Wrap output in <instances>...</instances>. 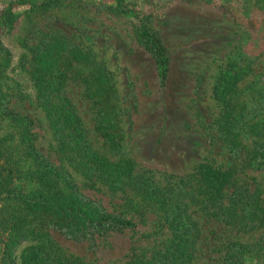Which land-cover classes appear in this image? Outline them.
Here are the masks:
<instances>
[{"label":"rangeland","instance_id":"obj_1","mask_svg":"<svg viewBox=\"0 0 264 264\" xmlns=\"http://www.w3.org/2000/svg\"><path fill=\"white\" fill-rule=\"evenodd\" d=\"M143 27L168 53L165 84ZM59 73L65 75V94L88 128L89 140L101 151L118 145L133 160L130 164L152 170L164 182L170 176H192L203 165L234 169L230 191L259 194L264 206L263 173L252 170L243 156H231L221 129L230 133L244 100L256 107L252 121L264 123V0H0V156L7 150L20 160L25 133L16 115L20 113L35 123V146L61 163L48 98L38 92L61 87ZM105 77L113 90L110 105L116 106L108 110V146L96 132L95 111L84 94L87 86ZM236 126L238 144L232 145L243 154V143L251 144L254 136L243 134L240 122ZM62 163L69 167L67 160ZM18 167L20 174L33 169L25 157ZM16 177L17 190L36 187ZM75 178L87 196L111 207L110 194ZM5 205L0 198V220L7 213ZM155 220L150 214L138 229L98 239L96 246L50 232V252L82 264H133L150 257L170 237L166 229L158 230ZM39 244L35 239L23 243L16 252L18 264H28L25 252Z\"/></svg>","mask_w":264,"mask_h":264},{"label":"trees","instance_id":"obj_2","mask_svg":"<svg viewBox=\"0 0 264 264\" xmlns=\"http://www.w3.org/2000/svg\"><path fill=\"white\" fill-rule=\"evenodd\" d=\"M10 15L8 12L7 16ZM142 36L156 60L161 83L165 84L168 53L146 27L142 29ZM245 76L243 73V78ZM56 77L61 87L38 92L39 97L48 98L51 129L58 140L59 154L63 155L60 164L51 161L35 146L31 133L35 127L33 119L5 108L6 112H15L21 118L19 125L25 133L22 151L18 153L20 160L7 150L0 156V198L3 197L7 211L0 220V240L3 237L5 245L3 264H18V248L31 239L41 244L25 252L30 256L28 264H82L71 258L63 261L59 253L53 256L50 232L96 246L98 239L138 229L140 224L148 222L150 214L155 215L158 230L166 229L170 237L150 257L133 264H194L202 260L207 264H264L261 196L242 189L231 192L236 179L234 169L203 165L192 176L179 180L170 176L164 182L156 179L152 170L135 166L134 162L130 164L133 160L128 159L118 145L109 146L108 152L101 151L89 140L88 128L65 94L64 73ZM261 92L263 96L264 89ZM84 94L95 111L96 132L108 146L111 141L108 110L116 108L110 105L113 90L108 79L105 77L103 82L87 86ZM255 108L244 100L236 120L243 134L254 136L251 144L243 143V154L232 145V142L238 144V127L232 126L230 133L221 129L229 140L227 147L231 156L235 159L243 156L252 170L264 175V123L252 121ZM23 157L33 169L20 174L18 165ZM66 160L69 167L62 163ZM17 174L19 179H29L36 187L31 191L17 190L14 186ZM74 174L84 179L87 188L110 194L111 207L87 196ZM259 231L262 233L257 234ZM4 235H8L6 240Z\"/></svg>","mask_w":264,"mask_h":264}]
</instances>
